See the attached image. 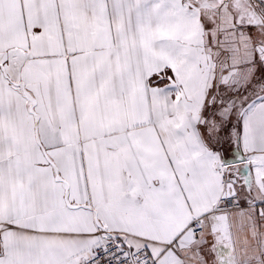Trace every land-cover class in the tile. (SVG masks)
<instances>
[{
    "label": "snow or ice",
    "instance_id": "obj_1",
    "mask_svg": "<svg viewBox=\"0 0 264 264\" xmlns=\"http://www.w3.org/2000/svg\"><path fill=\"white\" fill-rule=\"evenodd\" d=\"M0 264H264V0H0Z\"/></svg>",
    "mask_w": 264,
    "mask_h": 264
}]
</instances>
